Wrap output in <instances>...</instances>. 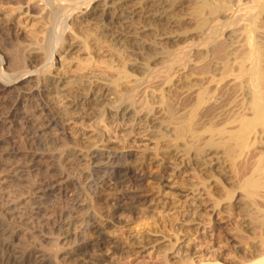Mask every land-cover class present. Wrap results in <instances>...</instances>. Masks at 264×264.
Segmentation results:
<instances>
[{
  "label": "bare ground",
  "instance_id": "bare-ground-1",
  "mask_svg": "<svg viewBox=\"0 0 264 264\" xmlns=\"http://www.w3.org/2000/svg\"><path fill=\"white\" fill-rule=\"evenodd\" d=\"M179 9L183 10L181 41L184 46L179 53L166 50L160 61H173L172 65L179 60L183 62L182 79L188 91L193 87L201 89L207 75L216 77L217 73L225 75L226 70L231 71L227 69L231 62L239 64L234 67L241 73L237 77L244 93L246 110L243 113L247 111V117L241 122L238 119L239 126L232 130H226V126L210 127V130L208 127L210 134L206 146L219 150L231 164L239 156L242 158L240 154L247 146L257 152L258 157L245 165L246 168L243 166L245 176L239 185L241 196L223 209L228 215L232 209L243 211L245 218L237 221L239 230L251 236L260 234V238H255L257 241L251 244L247 242L245 252L237 250L236 260L225 259L222 263L264 264V0H0V144L15 150L24 142L38 150L0 154V168L6 169L0 178L5 184L17 183L14 185L19 189L15 190L22 192L18 197L14 189L9 191L13 195L0 192V264H65L67 260L87 264L95 262L105 251L115 252V242L98 231L93 250L82 246L87 228H94L86 222L91 217L82 198L84 191L93 189L98 196L107 192L120 193L114 198L117 204L113 211L133 214L141 205H146L147 197L142 189L145 178L138 170L124 165L132 156L129 153L68 148L64 143L66 127L94 124L108 110L103 121L115 137L141 136L144 140L156 137L155 131L150 129L157 125L158 117L151 116L152 108L145 103L151 101L150 97L147 101V96L142 98L139 103L143 105L138 103V109L135 98L143 84L150 92L154 79L162 76L150 63H140L137 55L133 58L123 45L132 43L126 33L132 30L130 23L135 17L145 29L147 26H170L176 24L174 15ZM16 17H20L18 22L10 28ZM138 70L143 71V77L135 75ZM47 73L54 74L51 80L44 77ZM40 87L46 90L42 92ZM203 96L205 100L207 97L206 101L210 98L205 92ZM203 96H198L201 101ZM160 101L164 103V99ZM92 134L101 135L96 130ZM203 157L197 154L190 158L195 167H201ZM70 171L75 172L78 179H70ZM161 184L167 194L188 198L192 201L187 200L186 206L197 208L194 193L174 190L168 181ZM61 197L70 198L68 208L62 207L65 204ZM171 206L166 205L167 213L174 208ZM50 221L45 233L30 230L32 224L46 226ZM182 243L172 253V258L182 261L181 264H221V260L218 263V259L211 256L213 259L203 258L196 263L191 258L183 260L188 241ZM53 247L59 249L55 254Z\"/></svg>",
  "mask_w": 264,
  "mask_h": 264
},
{
  "label": "rangeland",
  "instance_id": "rangeland-1",
  "mask_svg": "<svg viewBox=\"0 0 264 264\" xmlns=\"http://www.w3.org/2000/svg\"><path fill=\"white\" fill-rule=\"evenodd\" d=\"M137 1L141 2L142 0H133V2ZM182 15L183 10L179 9L177 10V12H175L174 15V21L176 24H172L170 26H147L146 29L143 28L141 20H138V18L135 17L134 20H132V22L130 23L132 26V30L128 32V35L126 33L127 30L124 31V33H126V36L132 39L131 42L134 46L132 45V43L129 42V44L124 43L123 48H125L129 54H132L133 58L134 56L135 58L138 57L137 60L140 63H150L151 67L156 70V73L162 76L160 78H157L158 80L156 78L154 79V83L152 84L151 89V91H155L154 94L151 91L148 92L146 87H144L145 84H143L137 93V97L135 98L137 103L136 107L138 109L140 107L139 104H141L143 99H145L144 97H148H146V101L150 97L151 101L148 100L145 103L147 104L146 107H149L150 109L152 108L151 116L155 115L156 118L158 117L156 120L157 125L154 124V127L152 126V128L150 129L151 131H155L154 134L156 133V137L150 138L149 140H144L145 138H141V136L115 137L107 130L106 125L103 121L105 117L108 116L106 115L109 112L108 110V112L105 111V115L99 116L98 120H96L94 124H69L66 127V135L68 137L66 136V140L64 141V143L68 148H74L81 151L95 149L99 151H114L121 154L129 153L132 156H130V158H127L124 161V165L132 169L138 170V172L140 173L139 175H142L145 178V181L142 185V189L145 190V197H147L145 199L146 205H141L139 210L135 213L133 212V214L127 211L119 213L113 211L115 204H117V202H114V198H116L117 195H119L120 193L116 194V192H107L104 193L102 196H98V194H96V191L93 189L84 191L82 198L87 204L86 212H88L89 216L91 217L86 222L87 224H92L94 228H87L85 234L86 236L83 239L85 244L82 241V246L85 247V249L87 250L89 249L88 251L93 250L95 242L94 240L97 236L98 231L103 232L105 237L107 239H110V241H112L113 243L115 242L114 246L116 247L114 249L115 252L110 253L109 251H105V254H102L100 257L98 256L97 258H95V262L97 263L91 261L87 264H181L182 261L172 258V253L178 244H184L182 243L184 240L188 241L189 245L188 243H186L187 249L184 251L185 258L183 260H186V258H191L196 263L201 261L200 259L203 260V258H216V261L218 259V263L221 262V264H223L222 261H225V259L236 260L235 252L237 250L242 249L245 252V246L247 247V242L251 244L257 241L258 238H260V234L251 236L248 233H244L243 230H239L237 224L241 219L245 218L243 217V211H234V209H232L230 211L231 215H228L227 210L225 212V209H223L226 206L233 205V202H235V200L238 199L239 196H241L240 194H242V190L240 189L239 185H242V181L245 176L244 169L249 164H251L253 160L256 159V157H258L256 150L255 152L254 150L251 151L249 149L252 147L247 146L242 150L244 155L242 154V152L240 154L242 158L239 156V158H236V160L234 161L235 163L231 164L230 161L226 160L223 157L222 153L219 150L217 152L215 149H210L206 146V141L209 139V136L207 135L210 134L208 132V127L210 130L212 127L225 128L226 126V130H232V128L235 129V127L237 128L239 126L240 123L237 124L239 121L241 122L245 119V116L247 117V111L243 113V111L246 110L243 107L245 106L244 93L243 90L240 89V80L238 78L240 77L241 73H237V71L239 72V69L234 67L238 63H236L235 65V63L231 62L230 65L227 67V69L229 68L231 69V71L226 70L228 73L226 74L225 71L223 73L225 75H222L221 73H217L216 77H213L214 75H207L208 79H206L207 76H205L206 78L204 77L205 79L201 83H204L205 85L203 84L204 86H202L201 89L198 87H193L192 90L188 91L184 86V79H182L183 69L181 67L183 66V62L179 60L177 62L178 64L174 63L173 66V61L168 63L160 61L161 57L164 55L166 50L170 49L179 53L184 46V41H181ZM19 18L20 17L15 18V20L10 24V28L14 27V24L18 22ZM143 57L145 59H143ZM179 65L181 66L179 67ZM234 68L236 72L234 71ZM160 70L162 71L160 72ZM167 71H170L171 73H168ZM50 72H52V69L50 70ZM229 73L230 75H228ZM49 74L50 73H47L46 75H44V77H47L48 80H51L50 78L53 77L54 74ZM233 74H235L236 77ZM135 75H137L138 77H143V71L138 70ZM231 75H233V79ZM44 77L42 76V80L44 79ZM176 79L177 82H175ZM178 80L181 83L183 82L182 85L181 83H179ZM169 81H171V83ZM221 82L222 84H220ZM212 83L216 86L212 87ZM218 84L220 85L219 87H217ZM208 85L211 86L208 87ZM180 86L181 89L183 88L182 90L180 89ZM155 87L157 88L154 89ZM173 87L175 88L174 90ZM39 89L42 92L46 90L45 87H40ZM184 89L187 91H185ZM204 92L206 96L210 97L208 101H206L207 97L205 100L203 96ZM162 96L163 98H160ZM198 96H203L204 99H202L201 101ZM151 97L155 98H153L152 100ZM161 99H164V103L160 101ZM156 100L158 104L155 102ZM204 101H206L207 103ZM210 101H212L211 104ZM216 101L219 103H217L214 107ZM213 102L215 103L213 104ZM107 107L109 108V106ZM208 108H210V111L212 109L213 110L210 112ZM220 111L222 113H220ZM230 113H232V116ZM225 114H227V116ZM220 115L222 116V118L224 117V119H222ZM226 119L227 121H225ZM234 119L235 121H233ZM211 121L215 122V124H213V122ZM232 122L233 124H231ZM223 124L228 125L222 126ZM229 126L230 128H228ZM205 128H207V131ZM95 130L100 132L101 135H93L92 133ZM165 130H168V132L165 133ZM183 131L184 133H182ZM176 132L179 134H177ZM200 134L204 138L202 136L201 138L199 136ZM198 136L200 138L196 139ZM5 138L7 139V137H2L3 140H6ZM196 142L198 144H201L198 146ZM195 144H197V146ZM202 145H204L205 147H203ZM195 148H198L199 150L195 151ZM245 149L247 153L244 152ZM16 151H18L19 153H25L35 152L38 150H36L35 147H30L24 142H21V144H19V146L16 147L15 150L8 148L6 145L0 144V154L11 153ZM201 152L203 153L201 154ZM255 153L256 155H254ZM197 154H199L200 157H203V155L205 157L200 160L203 162H201V167L198 165L197 167H195L196 165L194 166L191 162L192 159L190 157L193 158L194 156H197ZM247 160L249 161V163ZM206 165L208 166L206 167ZM230 165L232 168L234 167V170L230 167ZM217 167L219 168L217 169ZM5 171L6 169H4L3 167L0 168V176L2 174L4 175ZM222 172L224 175L222 174ZM238 172L241 174L242 177L238 174ZM68 176L70 179L73 180L78 179L77 174L73 171H70L68 173ZM31 179L32 181H34L36 178L35 176H33ZM167 181L170 183L169 185L174 190L194 193L195 199H197L195 200V202H197V208L190 209V207L186 206L188 205V198H180L171 196V194H167L166 192L168 191L163 189V184H161L162 182L165 183ZM14 184L17 183L5 184L3 179L0 178V192L3 193V195H7V193L12 194V192H9L10 190L19 189V187L15 186ZM15 193L18 194L15 195L16 197H18L21 195L22 192H18L15 190ZM66 198L61 197V202L65 204L62 207L68 208L71 202L68 200L70 198ZM228 198L230 199V201ZM52 201H55V198L54 200L52 199ZM188 201L190 202L192 200ZM171 203L173 204L174 208L169 213H167L166 205L171 206ZM217 205L220 206L218 207ZM51 223V221L46 223V226L40 223L32 224L30 230H32L33 232H39L41 230L43 232H47L48 228L50 227L47 224ZM40 226H43V228H41ZM72 244H74V242ZM52 251L54 252L53 254H55L57 251H59V249L53 247ZM210 256L213 258H211ZM64 263L81 264L71 260H67V262L65 261Z\"/></svg>",
  "mask_w": 264,
  "mask_h": 264
}]
</instances>
